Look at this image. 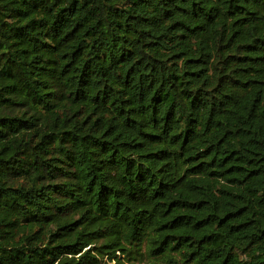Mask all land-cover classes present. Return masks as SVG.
Here are the masks:
<instances>
[{
  "label": "trees",
  "instance_id": "trees-1",
  "mask_svg": "<svg viewBox=\"0 0 264 264\" xmlns=\"http://www.w3.org/2000/svg\"><path fill=\"white\" fill-rule=\"evenodd\" d=\"M264 264V0H0V264Z\"/></svg>",
  "mask_w": 264,
  "mask_h": 264
},
{
  "label": "rangeland",
  "instance_id": "rangeland-1",
  "mask_svg": "<svg viewBox=\"0 0 264 264\" xmlns=\"http://www.w3.org/2000/svg\"><path fill=\"white\" fill-rule=\"evenodd\" d=\"M137 264H144V263H137Z\"/></svg>",
  "mask_w": 264,
  "mask_h": 264
}]
</instances>
